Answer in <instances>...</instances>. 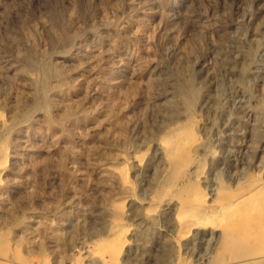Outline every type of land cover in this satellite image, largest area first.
Returning <instances> with one entry per match:
<instances>
[{"label":"rangeland","instance_id":"1","mask_svg":"<svg viewBox=\"0 0 264 264\" xmlns=\"http://www.w3.org/2000/svg\"><path fill=\"white\" fill-rule=\"evenodd\" d=\"M0 118V264H90L115 224L130 228L118 264H264L252 236L216 251V231L183 238L170 208L143 217L171 173L160 141L180 128L200 176L180 174L169 201L185 183L264 182V0H0Z\"/></svg>","mask_w":264,"mask_h":264},{"label":"bare ground","instance_id":"2","mask_svg":"<svg viewBox=\"0 0 264 264\" xmlns=\"http://www.w3.org/2000/svg\"><path fill=\"white\" fill-rule=\"evenodd\" d=\"M170 114V113H169ZM173 114V113H172ZM170 114V115H172ZM172 119V117H170ZM174 118V117H173ZM192 118V117H191ZM190 118V119H191ZM1 119V118H0ZM199 119V118H197ZM3 121V120H2ZM1 121V122H2ZM172 121V120H171ZM174 121V120H173ZM189 121V119H188ZM198 121V120H197ZM177 122V121H176ZM183 121H181L182 123ZM187 122V120H186ZM174 124V123H173ZM172 124V125H173ZM200 124V123H199ZM177 125V124H175ZM183 125V124H181ZM196 125V124H195ZM172 127V126H171ZM190 127V126H189ZM180 128L176 133L167 135L160 141V149L162 150V155L167 160V164L171 168V173L164 178L163 182L160 184L161 193H158L156 199L153 197L151 199L153 202L149 208L144 212V218L146 220H151L154 218V213L161 207L170 208L174 211V229L181 237L191 235L193 232L202 233L201 228H211L212 231H216L215 235V248L216 251L220 249L232 250L235 247L238 252L242 250L238 248L239 244L248 241L249 237H254L253 239L259 242H264V182L261 181L259 177L245 176L241 179L230 180L228 183H220L216 185L209 193L205 192L199 186L195 184L188 183L184 187H179L181 190L180 195L174 199L173 202L169 201L165 194L168 190L175 189L177 187V181L179 175L187 171L190 167L196 172L198 170V177L200 176L199 165H194V144H199L198 138L196 137L192 128ZM168 128V127H167ZM198 128V127H197ZM200 135V134H199ZM200 139V138H199ZM202 140V139H201ZM157 141V140H156ZM204 141V140H203ZM3 144V143H2ZM5 145V144H4ZM209 145V144H208ZM263 145V144H262ZM2 146V145H1ZM7 146V145H5ZM4 146V147H5ZM203 146V145H202ZM212 146V145H210ZM208 147V146H207ZM3 148V147H2ZM204 148V146H203ZM151 149V148H150ZM198 148H196L197 150ZM210 149V147H209ZM1 150V149H0ZM206 150V149H204ZM263 150V149H262ZM199 151V150H198ZM249 151V150H248ZM151 152V151H150ZM260 152V151H259ZM264 152V151H263ZM261 152L260 157L264 156ZM197 154V152L195 151ZM157 154V153H156ZM210 154V153H209ZM124 156V154H122ZM121 155V156H122ZM205 155H207L205 153ZM5 154L2 151L0 153V163L3 162ZM134 156V155H133ZM132 156V157H133ZM203 156V155H202ZM208 156V155H207ZM9 157V156H8ZM127 157V156H126ZM197 157V156H196ZM195 157V158H196ZM212 157V156H211ZM208 158V157H207ZM213 158V157H212ZM9 159V158H8ZM124 159V158H123ZM145 153H140L135 156L134 163L139 167L144 164L145 160H148ZM161 159V158H160ZM206 159V158H202ZM121 160V159H120ZM128 160V159H126ZM158 160V158H157ZM209 160V159H208ZM211 160V158H210ZM209 160V161H210ZM5 161V160H4ZM152 161V160H151ZM162 161V160H160ZM159 161V162H160ZM199 161V160H198ZM256 161H259L258 159ZM113 162V161H112ZM123 162V160H122ZM131 162V161H128ZM253 163V162H252ZM251 163V165H252ZM258 163V162H257ZM256 163V164H257ZM260 163V162H259ZM263 163V160H262ZM120 164V163H119ZM133 164V163H132ZM129 165V164H128ZM134 165V166H135ZM154 165V163H153ZM209 165V164H208ZM130 166V165H129ZM133 166V167H134ZM255 168H259L261 165H254ZM258 166V167H257ZM1 167V166H0ZM132 168V166H130ZM110 168V167H109ZM130 168V169H131ZM136 168V166L134 167ZM209 169V168H208ZM251 169V167H250ZM163 170V168H162ZM249 170V169H248ZM260 170V168H259ZM113 171L115 175H119L120 179L123 181L124 188H129L130 184L126 181V165L123 163L121 165L114 166ZM132 172V171H131ZM142 172V171H141ZM162 172V171H161ZM191 172V171H190ZM140 173V172H139ZM189 173V172H188ZM250 173V172H249ZM146 174V173H145ZM243 174V173H242ZM186 175V174H184ZM189 175V174H188ZM191 175V174H190ZM195 175V174H194ZM193 175V176H194ZM203 175V174H202ZM246 175V174H245ZM114 176V175H113ZM142 176V175H141ZM182 176V175H181ZM190 177V176H189ZM116 178V177H115ZM130 178V177H129ZM187 178V177H186ZM191 178V177H190ZM189 178V179H190ZM194 178V177H193ZM131 179V178H130ZM204 179V178H203ZM117 180V179H115ZM134 180V179H133ZM136 180V179H135ZM158 180V179H156ZM205 180V179H204ZM118 181V180H117ZM189 181V180H188ZM193 181V180H191ZM216 181V180H215ZM226 181V180H225ZM136 182V181H134ZM147 182V181H146ZM227 182V181H226ZM119 183V182H118ZM122 183V182H120ZM119 183V185H120ZM132 183V182H131ZM160 183V182H159ZM135 184V183H134ZM156 184V183H155ZM152 185V186H155ZM213 184V183H212ZM118 185V184H117ZM133 184H131L132 186ZM181 185V184H180ZM183 185V184H182ZM123 186V185H122ZM120 187V186H118ZM136 187V186H135ZM154 188V187H152ZM208 188V187H207ZM134 191L135 189L132 188ZM137 189V188H136ZM122 190V189H121ZM178 190V188H177ZM131 191V190H130ZM154 191V189H153ZM177 192V191H176ZM123 193V192H122ZM131 193V192H130ZM152 193V192H151ZM126 194V192H125ZM150 195V193H149ZM163 195V196H162ZM162 196V197H161ZM174 196V195H173ZM119 197V195H118ZM125 197V196H124ZM171 197V196H169ZM136 198V197H135ZM148 198V197H147ZM113 199V198H112ZM116 199V198H115ZM143 199V198H142ZM141 199V200H142ZM150 199V198H149ZM173 199V197H172ZM114 200V199H113ZM136 200H131L129 198V206L135 203ZM150 202V203H151ZM143 203V202H142ZM113 204V202H112ZM146 205V204H145ZM113 206V205H112ZM115 209V207H114ZM124 209V208H122ZM145 209V208H143ZM142 209V211H143ZM118 212V211H117ZM136 211H134L135 213ZM166 212V211H165ZM122 213V212H121ZM137 213V212H136ZM141 213V212H140ZM159 213V212H158ZM161 213V212H160ZM159 213V214H160ZM163 213V212H162ZM171 213V212H170ZM129 214V213H128ZM138 215V214H137ZM118 216V215H117ZM124 216V215H123ZM169 216V215H168ZM219 216L221 221H219ZM131 217V216H130ZM134 217V216H133ZM132 217V218H133ZM128 218V217H127ZM70 219V218H69ZM121 219V218H120ZM129 219V218H128ZM157 219V218H155ZM109 220V219H108ZM122 220H125L124 218ZM173 220V218H172ZM120 221V220H119ZM127 221V220H126ZM112 222V221H111ZM115 222V221H114ZM21 223V222H20ZM38 223V222H37ZM53 223V222H52ZM129 223V222H128ZM142 223V222H141ZM147 223V222H146ZM155 224V222H152ZM31 224V223H30ZM60 224V223H59ZM130 224V223H129ZM62 225V224H60ZM131 225V224H130ZM134 225V224H132ZM151 225V224H150ZM159 225V224H158ZM51 226V225H50ZM59 226V225H58ZM73 226V225H72ZM109 226V225H108ZM149 226V225H148ZM163 226V225H162ZM169 226V225H168ZM173 226V225H172ZM55 227V226H54ZM60 227V226H59ZM56 227L55 229H59ZM132 227V226H131ZM140 227V226H139ZM157 229V227H155ZM162 228V227H161ZM54 229V228H53ZM109 229V228H108ZM143 229V228H142ZM150 229V228H149ZM148 229V230H149ZM152 229V228H151ZM164 229V228H163ZM210 229V231H211ZM130 228L126 224H115L110 230V238L106 247L102 249L101 243L97 244L96 249L91 250L90 259L88 263L90 264H118L121 259L124 260L125 253L128 248V240L126 235L128 234ZM145 230V229H143ZM153 230V229H152ZM162 230V229H161ZM169 230V229H168ZM172 230V229H171ZM57 231V230H56ZM54 233H57V232ZM150 231V230H149ZM165 231V230H164ZM209 231V230H208ZM144 232V231H143ZM153 232V231H152ZM205 232V231H203ZM141 233V232H140ZM149 233V232H148ZM147 233V234H148ZM176 233V234H177ZM212 233V232H211ZM214 233V234H215ZM205 234V233H203ZM130 235V234H129ZM145 235V234H144ZM151 235V234H150ZM172 235V234H171ZM204 236V235H203ZM214 236V235H213ZM134 237V236H133ZM175 237V235H174ZM178 237V236H177ZM176 237V238H177ZM198 237V236H197ZM206 237V236H205ZM99 238V237H98ZM97 238V239H98ZM105 238V237H104ZM203 238V237H202ZM167 239V238H166ZM188 239V238H187ZM197 239V238H196ZM108 240V239H107ZM175 240V239H174ZM86 241V240H85ZM182 241V240H181ZM186 241V240H185ZM5 242V241H4ZM3 242V243H4ZM107 242V241H106ZM160 242V241H159ZM170 242H173L170 241ZM202 242V241H201ZM142 243V242H141ZM164 243V242H163ZM183 243V242H182ZM186 243H188L186 241ZM191 243V242H190ZM195 243V242H194ZM8 244V243H7ZM87 244V243H86ZM162 244V243H161ZM166 244V243H165ZM178 244V241H177ZM192 244V243H191ZM91 245V244H89ZM210 245V244H209ZM214 245V244H213ZM60 246V245H59ZM156 246V245H155ZM162 246V245H161ZM190 246V245H189ZM88 250L90 247L85 246ZM94 247V246H93ZM133 247V246H132ZM166 247V246H165ZM195 247V246H194ZM60 248V247H59ZM57 248V249H59ZM92 248V247H91ZM179 248V247H178ZM190 248V247H189ZM193 248V247H192ZM214 248V249H215ZM94 249V248H93ZM134 249V248H133ZM155 249V248H154ZM168 249V248H167ZM165 248V250H167ZM201 249V248H200ZM131 250V249H130ZM161 250V249H160ZM193 250V249H192ZM9 251V250H8ZM55 251V250H53ZM148 251V250H147ZM151 251V250H150ZM155 251V250H154ZM179 251V250H178ZM198 251V250H197ZM214 251V250H213ZM243 251V250H242ZM149 252V251H148ZM152 252V251H151ZM156 252V251H155ZM159 252V250H158ZM157 252V253H158ZM170 252V250H169ZM184 252V251H183ZM208 252V251H207ZM212 252V251H211ZM163 253V252H162ZM180 253V252H179ZM182 253V252H181ZM226 253V252H224ZM231 253V251H230ZM241 253V252H240ZM142 254V253H141ZM160 254V252H159ZM168 254V253H167ZM178 254V253H177ZM196 254V253H195ZM208 254V253H207ZM216 254V253H215ZM222 254V253H220ZM143 255V254H142ZM194 256L193 254H191ZM231 255V254H230ZM136 256V255H135ZM140 256V255H139ZM145 256V255H144ZM189 256V255H188ZM260 256V255H259ZM12 257V256H11ZM152 257V256H151ZM157 257V256H155ZM159 257V255H158ZM186 257V256H185ZM197 257V256H196ZM29 258V257H28ZM136 257H134L135 259ZM139 258V257H138ZM143 258V257H140ZM160 258V257H159ZM175 258V257H174ZM184 258V257H183ZM215 258V257H214ZM221 258V257H220ZM257 256H250L247 254H238L233 258L228 259V264H247L256 260ZM7 259V258H6ZM147 259V258H145ZM169 259V258H168ZM167 259V260H168ZM226 259V258H225ZM41 260V259H40ZM138 260V259H137ZM136 260V261H137ZM164 260V259H163ZM186 260V258L184 259ZM200 260V259H199ZM213 260V259H212ZM214 260H217L216 258ZM19 261V260H18ZM17 261V262H18ZM26 261V260H25ZM44 261V260H43ZM60 261V260H59ZM87 261V260H86ZM135 261V260H134ZM133 261V262H134ZM142 260H140L141 262ZM144 261V260H143ZM150 261V260H149ZM161 261V260H160ZM177 261V260H176ZM175 261V262H176ZM226 261V260H224ZM257 261V260H256ZM29 262V261H28ZM126 262V261H125ZM124 262V263H125ZM131 262V261H130ZM148 262V261H147ZM174 262V263H175ZM213 262V261H211ZM27 263V262H26ZM35 263V262H34ZM61 262H58V264ZM78 263V261H77ZM132 263V262H131ZM139 263V261H138ZM137 263V264H138ZM146 263V262H145ZM255 263V262H254ZM14 264V263H13ZM31 264V263H30ZM36 264V263H35ZM48 264V263H47ZM75 264V263H74ZM126 264V263H125ZM133 264V263H132ZM176 264V263H175ZM184 264V263H183ZM188 264V263H187ZM190 264V263H189ZM216 264V261H215ZM218 264V263H217Z\"/></svg>","mask_w":264,"mask_h":264}]
</instances>
